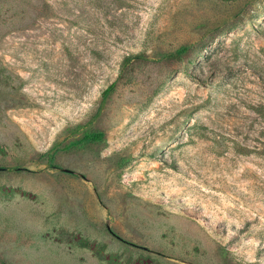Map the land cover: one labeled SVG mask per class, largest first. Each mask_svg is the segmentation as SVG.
I'll list each match as a JSON object with an SVG mask.
<instances>
[{
    "label": "rangeland",
    "instance_id": "rangeland-1",
    "mask_svg": "<svg viewBox=\"0 0 264 264\" xmlns=\"http://www.w3.org/2000/svg\"><path fill=\"white\" fill-rule=\"evenodd\" d=\"M0 167V264H264V0H0Z\"/></svg>",
    "mask_w": 264,
    "mask_h": 264
},
{
    "label": "trees",
    "instance_id": "trees-1",
    "mask_svg": "<svg viewBox=\"0 0 264 264\" xmlns=\"http://www.w3.org/2000/svg\"><path fill=\"white\" fill-rule=\"evenodd\" d=\"M190 49V46H182L175 50L174 52H169L167 54L163 55V58L165 59H171V58H180L182 57L188 50ZM114 85H110V87L106 88L103 92V98L102 102L105 103L106 99L109 97L111 92L113 91ZM105 140V133L100 130H86L83 132V134L76 138L75 140L71 141L69 144L65 145L64 148L71 149V148H78V149H84L92 144H99L104 142ZM58 146H55V148ZM53 148V151L58 150V148ZM54 153L51 152L49 154L48 160L50 161V165L58 168V165L53 164L54 162ZM12 169H18V167H14ZM130 243V242H128Z\"/></svg>",
    "mask_w": 264,
    "mask_h": 264
},
{
    "label": "water",
    "instance_id": "water-1",
    "mask_svg": "<svg viewBox=\"0 0 264 264\" xmlns=\"http://www.w3.org/2000/svg\"><path fill=\"white\" fill-rule=\"evenodd\" d=\"M1 169H4V168H1V167H0V170H1ZM108 228H109V227H108Z\"/></svg>",
    "mask_w": 264,
    "mask_h": 264
}]
</instances>
